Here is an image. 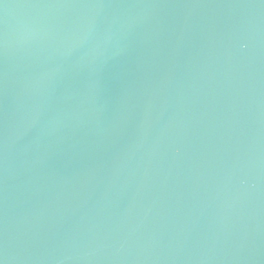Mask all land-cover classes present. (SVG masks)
<instances>
[{
	"label": "water",
	"instance_id": "1",
	"mask_svg": "<svg viewBox=\"0 0 264 264\" xmlns=\"http://www.w3.org/2000/svg\"><path fill=\"white\" fill-rule=\"evenodd\" d=\"M0 264H264V0H0Z\"/></svg>",
	"mask_w": 264,
	"mask_h": 264
}]
</instances>
